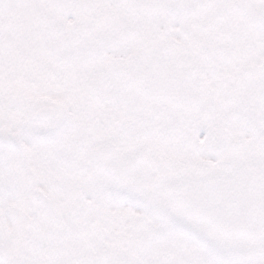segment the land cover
Listing matches in <instances>:
<instances>
[{
	"label": "snow or ice",
	"instance_id": "snow-or-ice-1",
	"mask_svg": "<svg viewBox=\"0 0 264 264\" xmlns=\"http://www.w3.org/2000/svg\"><path fill=\"white\" fill-rule=\"evenodd\" d=\"M0 264H264V0H0Z\"/></svg>",
	"mask_w": 264,
	"mask_h": 264
}]
</instances>
